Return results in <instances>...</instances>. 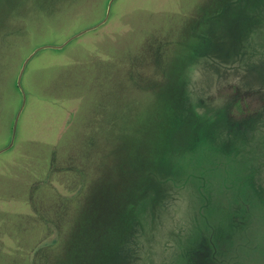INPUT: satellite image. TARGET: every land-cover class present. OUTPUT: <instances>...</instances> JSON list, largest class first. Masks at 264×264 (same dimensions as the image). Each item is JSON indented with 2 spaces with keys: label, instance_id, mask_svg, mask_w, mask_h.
<instances>
[{
  "label": "rangeland",
  "instance_id": "obj_1",
  "mask_svg": "<svg viewBox=\"0 0 264 264\" xmlns=\"http://www.w3.org/2000/svg\"><path fill=\"white\" fill-rule=\"evenodd\" d=\"M108 2L0 0V148ZM22 86L0 264H264V0H115Z\"/></svg>",
  "mask_w": 264,
  "mask_h": 264
},
{
  "label": "water",
  "instance_id": "obj_2",
  "mask_svg": "<svg viewBox=\"0 0 264 264\" xmlns=\"http://www.w3.org/2000/svg\"><path fill=\"white\" fill-rule=\"evenodd\" d=\"M115 0H109L108 2V5H107V8H106V13H105V16L104 18L97 24L91 26V27H88V28H85L79 32H77L76 34L72 35L71 37H69L65 42H63L62 44H59V45H53V44H43V45H40L38 47H36L27 57L26 59L24 60V62L22 63V66H21V69L18 73V76H17V80H16V84L18 86V89L21 93V104H20V107L18 108L16 114H15V117L13 119V124H12V130H11V136H10V139H9V142L7 143L6 146H4L3 148H0V154L4 153L5 151L9 150L11 147H13L14 143H15V140H16V136H17V128H18V122H19V119H20V116L25 108V105H26V93H25V90L22 86V77H23V74H24V71L28 65V63L30 62V60L41 50H44V49H48V48H51V49H62L64 47H66L68 44H70L73 40H75L77 37L83 35L84 33L92 30V29H96L98 28L99 26H101L102 24H104L110 14H111V7H112V4L114 3Z\"/></svg>",
  "mask_w": 264,
  "mask_h": 264
},
{
  "label": "trees",
  "instance_id": "obj_3",
  "mask_svg": "<svg viewBox=\"0 0 264 264\" xmlns=\"http://www.w3.org/2000/svg\"><path fill=\"white\" fill-rule=\"evenodd\" d=\"M16 88H18V86L16 87ZM19 90V89H18ZM238 91V90H237ZM20 92V91H19ZM21 94V93H20ZM244 97H247L249 100H250V103H245V99L244 98H242V103L241 104H238L237 105V111L235 112V115H244V114H249V113H251V95H247V96H244ZM241 105L243 106V108L242 109H240L241 108ZM12 130V129H11Z\"/></svg>",
  "mask_w": 264,
  "mask_h": 264
}]
</instances>
